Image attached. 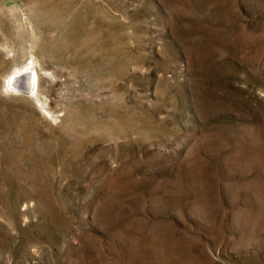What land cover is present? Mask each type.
Here are the masks:
<instances>
[{
  "label": "rangeland",
  "instance_id": "rangeland-1",
  "mask_svg": "<svg viewBox=\"0 0 264 264\" xmlns=\"http://www.w3.org/2000/svg\"><path fill=\"white\" fill-rule=\"evenodd\" d=\"M0 264H264V0H0Z\"/></svg>",
  "mask_w": 264,
  "mask_h": 264
},
{
  "label": "water",
  "instance_id": "water-1",
  "mask_svg": "<svg viewBox=\"0 0 264 264\" xmlns=\"http://www.w3.org/2000/svg\"><path fill=\"white\" fill-rule=\"evenodd\" d=\"M34 77V70L28 69L23 71L20 76L8 79L6 87L11 91L29 95L32 91Z\"/></svg>",
  "mask_w": 264,
  "mask_h": 264
},
{
  "label": "bare ground",
  "instance_id": "bare-ground-1",
  "mask_svg": "<svg viewBox=\"0 0 264 264\" xmlns=\"http://www.w3.org/2000/svg\"><path fill=\"white\" fill-rule=\"evenodd\" d=\"M28 69H33L34 72L36 71V70L34 69L33 66H26V68H25V66H24V68L22 67V68H20V69H17V71L15 70V72L8 74L7 81H8V79H10V78H14V77H18V76H20V75L22 74L23 71H26V70H28ZM38 81H39V79H38V73L36 74V72H35V77H34V82H33V86H32V91H31V93L29 94V95H32V96L34 95V98H33V99H35V97H37V95H38ZM4 83H5V82H4ZM5 90H6V89H5ZM6 91H7V90H6ZM29 97H30V96H29Z\"/></svg>",
  "mask_w": 264,
  "mask_h": 264
}]
</instances>
